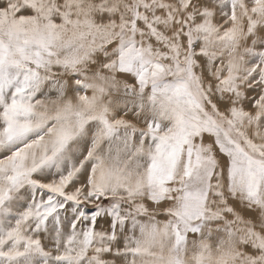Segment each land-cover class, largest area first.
Wrapping results in <instances>:
<instances>
[{
  "label": "snow or ice",
  "instance_id": "obj_1",
  "mask_svg": "<svg viewBox=\"0 0 264 264\" xmlns=\"http://www.w3.org/2000/svg\"><path fill=\"white\" fill-rule=\"evenodd\" d=\"M0 264H264V0H0Z\"/></svg>",
  "mask_w": 264,
  "mask_h": 264
}]
</instances>
